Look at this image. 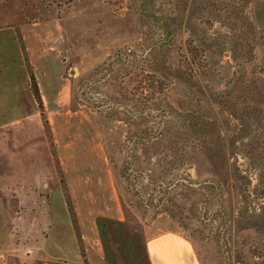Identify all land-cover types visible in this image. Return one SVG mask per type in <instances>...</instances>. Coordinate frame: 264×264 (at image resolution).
Wrapping results in <instances>:
<instances>
[{
  "label": "rangeland",
  "instance_id": "1",
  "mask_svg": "<svg viewBox=\"0 0 264 264\" xmlns=\"http://www.w3.org/2000/svg\"><path fill=\"white\" fill-rule=\"evenodd\" d=\"M42 21L61 30L30 56L18 30ZM259 108L264 0H0V176L25 174L28 196L1 205L15 264H88L96 225L113 264H144V233L166 229L200 264H250L264 233L239 214L264 202Z\"/></svg>",
  "mask_w": 264,
  "mask_h": 264
},
{
  "label": "crops",
  "instance_id": "2",
  "mask_svg": "<svg viewBox=\"0 0 264 264\" xmlns=\"http://www.w3.org/2000/svg\"><path fill=\"white\" fill-rule=\"evenodd\" d=\"M51 24L53 25L52 28L54 30L56 29L60 32V24L57 23L55 25L50 21L20 25L18 30L19 35H21V41L24 42L28 55H30L28 50L30 49L29 47L32 48V44L34 43L33 41H45L44 38L48 36V29H50L49 26ZM30 26H40L41 29L38 28L36 31H34V29L30 28ZM33 52L35 51L33 50ZM44 57H46V55H41L40 59H43ZM11 174H13V172H11L10 175ZM7 176H9V174L0 176V221L3 223L6 221H12L10 219L13 217V228L16 229V226H14V222L17 220L16 216H14L15 210L13 208H6L3 210L1 205H5L7 207H16L20 204V202H25L28 196H26L27 194L22 195L20 193V188L26 187L27 181L23 179L25 174L23 177L16 176L15 178ZM71 191L72 190H70V193ZM7 215L10 217V219L7 218ZM99 217L101 216H97L95 218V222H97ZM118 220H121V218ZM96 227L95 233H91L92 235L90 236V239H85L86 243H89L88 264H113L103 251L101 237H99V228L97 225ZM142 240L143 254L141 261L144 264H200L195 255V250L192 243L185 235L180 232L172 229L161 230L159 232H153L149 230L148 234L144 233ZM20 245L21 243L18 242L15 233L6 234L5 231L0 233V264H15V261L19 260ZM47 255L49 254L47 253ZM43 256H45L44 252ZM132 257L134 258L133 255H130L131 259ZM47 259L48 260L45 261L42 260L43 264H50L49 258ZM129 262V264H138V262L135 260Z\"/></svg>",
  "mask_w": 264,
  "mask_h": 264
},
{
  "label": "trees",
  "instance_id": "3",
  "mask_svg": "<svg viewBox=\"0 0 264 264\" xmlns=\"http://www.w3.org/2000/svg\"><path fill=\"white\" fill-rule=\"evenodd\" d=\"M242 2H244V0H242ZM248 9H249V6L244 7V5H243L241 7V13L243 14V16L245 15V17H249V12H248L249 10ZM161 22L163 24H165L166 30L168 31V27H169L168 23H166L165 21H161ZM193 51L194 52H200L201 49L192 48V52ZM188 52H191V51L188 50ZM29 85H30V91L32 93V96L34 97L37 104L40 106L41 105L40 92H39L38 84L35 80L34 74L30 75ZM147 86L152 90V92L154 91L155 88H157V86H155L152 81H150L147 84ZM152 94H154V93H152ZM156 104L158 106V104H160V103H156ZM161 105H162V103H161ZM255 115L258 117H261L262 120L264 119V113H262L261 108H259L255 111ZM195 126H196V124L193 125V127H195ZM261 185H262V187H261V189H259V192H257V193H259L258 195H260V196H261V194L264 196V194H263L264 193V179H263V184H261ZM257 197H259V196H257ZM239 217H240V219H239L240 223H242V224L253 223V225L255 227V232H259L260 234L264 233V202L262 204L260 203L256 207H252L251 205H248V202H247V205L245 207H243V209L240 211ZM250 254H251L250 264H264V242L262 244L260 243V241H256L255 243H253L251 245V248H250ZM256 259H259L260 261L255 262ZM245 261H247V260H245ZM247 262H245V264H248Z\"/></svg>",
  "mask_w": 264,
  "mask_h": 264
}]
</instances>
